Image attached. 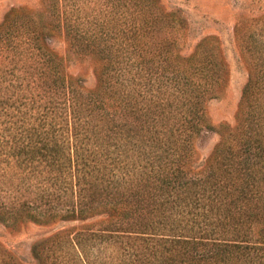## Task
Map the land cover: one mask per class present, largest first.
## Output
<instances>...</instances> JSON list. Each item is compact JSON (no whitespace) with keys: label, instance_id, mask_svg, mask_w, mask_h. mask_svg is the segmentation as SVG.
I'll return each mask as SVG.
<instances>
[{"label":"rangeland","instance_id":"1","mask_svg":"<svg viewBox=\"0 0 264 264\" xmlns=\"http://www.w3.org/2000/svg\"><path fill=\"white\" fill-rule=\"evenodd\" d=\"M43 36L50 55L42 52ZM159 51H166L168 62L177 63L175 68L185 71L201 90L196 109L204 130L192 137L187 162L188 167L200 169L228 131L234 130L255 63L264 60V0H0V141L7 139L6 152L0 142V207L15 214L7 219L0 214V264H170L169 258H176V251L186 245L172 241L168 226L156 227L153 232H161L157 234H152V226H145L152 225L154 202L143 191L138 211L117 204L124 210L121 223L110 219L108 207L113 202L109 201L116 200L111 195L78 213L84 198L72 178L63 188L55 180L58 172L43 163L14 162L11 136L2 130L6 126L14 129L10 133L22 130L23 142L28 141L30 126L37 125L43 134L50 127L49 118L45 124L38 119L40 90L29 66L51 56L59 69L80 78L83 88L90 90L97 84L102 63L109 65L108 73H113L112 65H122L120 86L128 84L127 91L136 86L133 77L137 79L139 73L131 64L158 62ZM13 63L14 73L4 79L3 68ZM163 89L152 94V108L158 109L154 103L168 104L172 111L178 106L180 116L183 98L167 103L173 97L172 87ZM263 100L264 94L256 89L249 97L252 105ZM62 115L65 118V111ZM115 141L119 143L112 139L106 151V138L96 146L108 176L98 187L118 174L110 176L115 171L109 161L117 153L128 164L135 160L134 171L138 168L134 148L127 146L122 152L123 145L116 148ZM133 177L123 169L118 189L134 187Z\"/></svg>","mask_w":264,"mask_h":264},{"label":"trees","instance_id":"2","mask_svg":"<svg viewBox=\"0 0 264 264\" xmlns=\"http://www.w3.org/2000/svg\"><path fill=\"white\" fill-rule=\"evenodd\" d=\"M42 43L43 54H52L44 36ZM80 50L83 52V48ZM157 55H161L158 62L131 64L139 73L137 79L133 77L136 86L127 91L128 84L120 86L118 71L122 65H112L113 73H108L109 65L102 63L97 84L90 90L83 88L80 78L71 77L63 67L59 69L51 56L40 65L29 66L33 67L30 74L35 87L40 90L42 111L38 119L45 124L49 118L50 127L43 134L37 125L30 126L26 131L28 141L23 142L22 130L15 128L10 133L14 129L4 127L2 130L9 132L13 143L9 147L10 156L19 165L39 162L56 170L55 180L63 188L68 187L71 177L84 198L78 213L111 195L116 199L109 201L113 205L108 207L114 224L121 223L124 211L117 204L121 202L128 211L136 212L141 208L143 191L154 202L152 225L145 226H152V234L161 233L153 232L156 227L168 226L171 233L167 234L172 241L186 243L176 251V258H169L170 264H253L258 260L256 264L263 263L264 100L252 105L249 97L255 89L264 94V60L255 63L234 130H229L215 146L203 167L196 169L188 167L187 162L192 137L204 130L198 123L200 116L196 109L201 90L193 86L185 71L175 68L177 63L168 62L170 55L166 51ZM16 63L3 68L4 79L14 73ZM20 67L24 69L26 65ZM169 86L173 97L167 103L183 98V111L178 117V106L172 111L166 108L168 104L165 107L154 103L158 109L152 108V94ZM55 110L59 111L57 115ZM104 138L107 144L104 151L117 138L119 143L115 141L113 145L116 148L123 145L122 152L127 146L133 147L139 164L134 171L135 160L128 164L117 153L109 160L115 171L110 176L117 171L119 175L98 187L106 176L102 168L107 165L97 156L96 146L104 144ZM0 142L5 144L6 152L7 139ZM163 154L168 157L166 161ZM123 169L134 175L130 182L135 185L126 191L117 185ZM0 214L3 219L15 216L5 206L0 207Z\"/></svg>","mask_w":264,"mask_h":264}]
</instances>
